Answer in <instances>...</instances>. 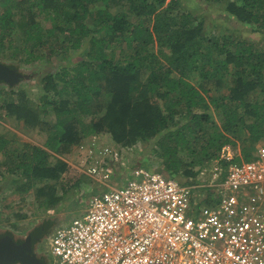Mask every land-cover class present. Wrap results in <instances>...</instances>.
<instances>
[{
    "label": "trees",
    "instance_id": "1",
    "mask_svg": "<svg viewBox=\"0 0 264 264\" xmlns=\"http://www.w3.org/2000/svg\"><path fill=\"white\" fill-rule=\"evenodd\" d=\"M257 38L264 40V0H0V59L15 69L58 62L56 72L22 80L39 79L38 103L20 82L0 88L3 118L46 132L42 146L20 148L0 136V184L18 193L36 185L40 206L56 205L66 193L56 190L67 168L60 155L101 133L125 149L152 143L158 172L182 183L214 163L226 169L223 148L264 140ZM224 79L227 93L213 95L209 85L218 93ZM97 112L104 114L86 122ZM244 148L233 163L253 159Z\"/></svg>",
    "mask_w": 264,
    "mask_h": 264
},
{
    "label": "built area",
    "instance_id": "2",
    "mask_svg": "<svg viewBox=\"0 0 264 264\" xmlns=\"http://www.w3.org/2000/svg\"><path fill=\"white\" fill-rule=\"evenodd\" d=\"M77 148L79 170L102 192L55 229V264H264V144L243 164L223 148L229 164L202 194L198 183L126 167L98 136Z\"/></svg>",
    "mask_w": 264,
    "mask_h": 264
},
{
    "label": "rangeland",
    "instance_id": "3",
    "mask_svg": "<svg viewBox=\"0 0 264 264\" xmlns=\"http://www.w3.org/2000/svg\"><path fill=\"white\" fill-rule=\"evenodd\" d=\"M101 7V5H93L91 10L96 11ZM95 13V12H93ZM218 18V16H216ZM215 19V17H214ZM217 23L221 20L216 19ZM88 26L91 24V16H89L85 22ZM213 24L208 25V33L214 30L212 28ZM239 26V24L237 25ZM240 27V26H239ZM224 31L225 28H222ZM254 37V36H253ZM252 36L247 37V39H253ZM257 41L264 44V40L258 39ZM256 41V42H257ZM116 46V45H115ZM121 45L116 46L112 50L116 53L117 58L120 57ZM0 63H10L9 61L1 60ZM16 63V62H11ZM19 71L23 72L25 75L30 73L42 75L44 71L56 72L58 69V62L52 65L46 64V62H39L33 65H19L17 63ZM39 75V76H40ZM9 86L6 84L0 85V88L6 90ZM212 94L216 96H222L227 93L229 87V80H222L221 90L216 92L212 84L209 85ZM21 88L28 92V97L35 103H38L39 97V79L31 77L30 79L21 82ZM258 99V95L253 96V100ZM2 98L0 97V104ZM212 116V120L216 125L222 124V116L217 112H208ZM104 112H97L93 116H88L86 122L96 120L102 116ZM0 136H3L13 143V147H22L25 143H31L35 145L42 146L46 140V132L43 128H27L22 122H18L12 118H3V114L0 112ZM93 137H96L95 135ZM101 144H113L118 146L120 151L123 153V160L128 168H144L149 170L160 169V161L155 157V147L152 143L137 144L129 149L123 148L121 145L115 143L111 136L106 133H101L98 135ZM247 134L241 139H246ZM90 139V138H87ZM264 144V140L257 142L245 141L238 143L236 147H229L230 153L235 155V158L240 156V151L242 148L249 149V152L253 155L255 154L257 148ZM79 146V145H78ZM77 146V147H78ZM75 147L71 152H67L60 155V160L66 162L67 168L66 172L61 176V180L56 184V190L61 193V188L66 190V193L60 197L62 199L54 206H49V208L41 207L43 199L37 197L36 190L38 187L35 185L31 187L30 190L23 193L15 192L16 187H2L0 184V235L9 233L13 236L16 242L24 241L26 237L36 230H42L46 223L50 221L53 222L52 228L48 227L47 232L41 233L40 240L34 244V253L39 257L46 258L47 264H55L53 257L49 254V242L54 233L55 229L62 224L67 223L69 220L75 217H80L89 201V199L99 192H102V188L99 187L97 181L84 175L80 170V154L78 148ZM244 148V149H245ZM78 153V154H77ZM78 155V157H77ZM182 157L186 158L185 155ZM2 161L3 158H0ZM52 162H57L51 159ZM222 166H217L216 163L203 169L199 180L192 181L198 183L202 186L199 191L202 193H209L211 188L209 184L212 181V175L214 172H218L219 168ZM214 171V172H213ZM80 182L79 188H74V184ZM59 184V185H58ZM210 198L212 196L210 195ZM57 264V263H56Z\"/></svg>",
    "mask_w": 264,
    "mask_h": 264
},
{
    "label": "water",
    "instance_id": "4",
    "mask_svg": "<svg viewBox=\"0 0 264 264\" xmlns=\"http://www.w3.org/2000/svg\"><path fill=\"white\" fill-rule=\"evenodd\" d=\"M29 75L21 76L18 69L0 63V83L15 87ZM46 223L45 225H47ZM42 230L29 234L24 241L16 242L9 233L0 235V264H47L46 258L34 253V244L40 240Z\"/></svg>",
    "mask_w": 264,
    "mask_h": 264
},
{
    "label": "flooded vegetation",
    "instance_id": "5",
    "mask_svg": "<svg viewBox=\"0 0 264 264\" xmlns=\"http://www.w3.org/2000/svg\"><path fill=\"white\" fill-rule=\"evenodd\" d=\"M47 230H48V224L43 227L42 232L45 234Z\"/></svg>",
    "mask_w": 264,
    "mask_h": 264
}]
</instances>
